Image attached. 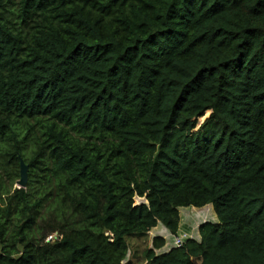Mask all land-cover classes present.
Returning a JSON list of instances; mask_svg holds the SVG:
<instances>
[{
	"label": "trees",
	"instance_id": "16d2710c",
	"mask_svg": "<svg viewBox=\"0 0 264 264\" xmlns=\"http://www.w3.org/2000/svg\"><path fill=\"white\" fill-rule=\"evenodd\" d=\"M138 262L264 264V0H0V264Z\"/></svg>",
	"mask_w": 264,
	"mask_h": 264
},
{
	"label": "rangeland",
	"instance_id": "374dc122",
	"mask_svg": "<svg viewBox=\"0 0 264 264\" xmlns=\"http://www.w3.org/2000/svg\"><path fill=\"white\" fill-rule=\"evenodd\" d=\"M136 202H142L141 198H136ZM181 222H180V231L181 233H188L192 238L199 239L198 228L204 222L209 221L210 223H215L217 221L216 214L212 209L211 205H208L203 208L196 207H181L180 208ZM162 226V227H161ZM164 230V231H163ZM179 233V232H178ZM156 235H162L166 238L167 244L165 249L169 250L174 245L175 235L171 234L167 229H164L163 224H159L157 227L153 228L149 233V236L143 240H133L137 243V248L139 252H142L146 247L151 246L152 238ZM134 254L133 248H131V253L129 255L132 258ZM138 264H144L138 262Z\"/></svg>",
	"mask_w": 264,
	"mask_h": 264
},
{
	"label": "water",
	"instance_id": "95a60500",
	"mask_svg": "<svg viewBox=\"0 0 264 264\" xmlns=\"http://www.w3.org/2000/svg\"><path fill=\"white\" fill-rule=\"evenodd\" d=\"M28 167L24 164V162H21V179L18 181V184L20 186H25L27 184V177H28Z\"/></svg>",
	"mask_w": 264,
	"mask_h": 264
},
{
	"label": "built area",
	"instance_id": "2783aa9c",
	"mask_svg": "<svg viewBox=\"0 0 264 264\" xmlns=\"http://www.w3.org/2000/svg\"><path fill=\"white\" fill-rule=\"evenodd\" d=\"M189 237L188 233H180L179 235H177L174 239V244L177 247H180L183 245L185 239Z\"/></svg>",
	"mask_w": 264,
	"mask_h": 264
},
{
	"label": "clouds",
	"instance_id": "9594fccd",
	"mask_svg": "<svg viewBox=\"0 0 264 264\" xmlns=\"http://www.w3.org/2000/svg\"><path fill=\"white\" fill-rule=\"evenodd\" d=\"M151 232V231H150ZM181 232L179 231V233H178V235L180 234ZM177 235H175V237H176ZM175 245V244H174ZM173 247V246H172ZM175 247H177V246H175Z\"/></svg>",
	"mask_w": 264,
	"mask_h": 264
},
{
	"label": "crops",
	"instance_id": "0c3cea01",
	"mask_svg": "<svg viewBox=\"0 0 264 264\" xmlns=\"http://www.w3.org/2000/svg\"><path fill=\"white\" fill-rule=\"evenodd\" d=\"M162 227V226H161ZM164 229H166V228H164ZM164 231V230H163ZM180 231H182V230H180Z\"/></svg>",
	"mask_w": 264,
	"mask_h": 264
}]
</instances>
